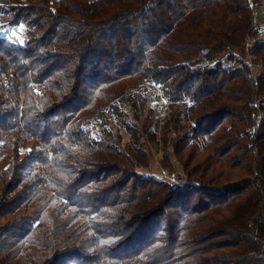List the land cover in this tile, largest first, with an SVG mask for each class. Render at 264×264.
I'll use <instances>...</instances> for the list:
<instances>
[{"label": "trees", "instance_id": "trees-1", "mask_svg": "<svg viewBox=\"0 0 264 264\" xmlns=\"http://www.w3.org/2000/svg\"><path fill=\"white\" fill-rule=\"evenodd\" d=\"M261 6L0 0V264H264Z\"/></svg>", "mask_w": 264, "mask_h": 264}, {"label": "rangeland", "instance_id": "rangeland-1", "mask_svg": "<svg viewBox=\"0 0 264 264\" xmlns=\"http://www.w3.org/2000/svg\"><path fill=\"white\" fill-rule=\"evenodd\" d=\"M254 16H255V26L258 31V38L260 40H264V6L258 7L254 10ZM12 33H15L16 35H19L21 31L18 29L17 31H14ZM250 43H253L251 41ZM147 91L145 92V95L147 96V103L146 107L149 108L153 112V116L155 119L161 120L160 117L165 113L167 109V104L164 103V99L162 96L156 91V89L152 86L146 87ZM124 109H127V107H124ZM109 123H114V121L110 118ZM119 128V126H116ZM121 133H123L124 141H127L128 136L124 133L122 128H119ZM22 149V150H21ZM153 160H152V168L153 173L158 174V159L161 155L159 148L156 150L155 146H153ZM20 152H27L28 148L26 147H20Z\"/></svg>", "mask_w": 264, "mask_h": 264}, {"label": "built area", "instance_id": "built-area-1", "mask_svg": "<svg viewBox=\"0 0 264 264\" xmlns=\"http://www.w3.org/2000/svg\"><path fill=\"white\" fill-rule=\"evenodd\" d=\"M248 49L252 48L253 47V43H247V46H246ZM22 150V149H21Z\"/></svg>", "mask_w": 264, "mask_h": 264}, {"label": "snow or ice", "instance_id": "snow-or-ice-1", "mask_svg": "<svg viewBox=\"0 0 264 264\" xmlns=\"http://www.w3.org/2000/svg\"><path fill=\"white\" fill-rule=\"evenodd\" d=\"M13 34H15V33H13Z\"/></svg>", "mask_w": 264, "mask_h": 264}]
</instances>
